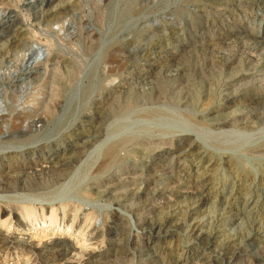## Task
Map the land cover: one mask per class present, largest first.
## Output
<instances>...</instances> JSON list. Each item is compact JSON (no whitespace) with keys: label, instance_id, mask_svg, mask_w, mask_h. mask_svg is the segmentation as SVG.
I'll return each mask as SVG.
<instances>
[{"label":"rangeland","instance_id":"obj_1","mask_svg":"<svg viewBox=\"0 0 264 264\" xmlns=\"http://www.w3.org/2000/svg\"><path fill=\"white\" fill-rule=\"evenodd\" d=\"M2 8L0 264H264V0Z\"/></svg>","mask_w":264,"mask_h":264},{"label":"bare ground","instance_id":"obj_2","mask_svg":"<svg viewBox=\"0 0 264 264\" xmlns=\"http://www.w3.org/2000/svg\"><path fill=\"white\" fill-rule=\"evenodd\" d=\"M68 6V5H67ZM1 11H5L6 9L5 8H2V9H0ZM62 14H66L65 12H64V10H56V11H53V12H51L50 14H49V16H57V15H62ZM48 17V16H47ZM68 18V17H67ZM59 19V18H58ZM60 29V28H59ZM62 29V28H61ZM20 36V34H17V36H16V40H18L19 41V39H23V38H25V37H19ZM34 48V49H33ZM38 52V50H37V47L35 46V43H32V44H30V45H28V47L24 50V52H23V54H22V56L18 59V61H17V59H15V63H12L13 61L10 59V64H12L13 65V68H14V70L18 67V64L20 63V64H24L28 59H31L33 56H34V54H33V52ZM46 58V57H45ZM150 60V59H149ZM42 62V61H41ZM8 67V66H7ZM13 70V71H14ZM1 71V70H0ZM18 72V71H17ZM1 73H2V71H1ZM11 73V72H10ZM203 82V81H202ZM33 84V83H32ZM34 88V87H33ZM29 90V89H28ZM56 90H57V88H56ZM57 92V91H56ZM55 92V93H56ZM187 92V91H186ZM21 95V94H20ZM57 95H59V89H58V93H57ZM19 97V96H18ZM36 97V96H35ZM3 99V97H2V95H1V93H0V102H1V100ZM171 99V98H170ZM169 99V100H170ZM55 100V99H54ZM169 100H168V102H169ZM190 100H192V99H190ZM23 101V100H22ZM58 101V100H57ZM191 102V101H190ZM187 103V102H186ZM169 104H170V102H169ZM5 106V105H4ZM20 106V105H19ZM164 106V105H163ZM10 107V106H9ZM171 107V106H170ZM174 107V106H173ZM178 107V106H177ZM180 108V107H179ZM188 111H189V109H188ZM1 113V112H0ZM2 115V114H1ZM0 115V119L1 118H6V116H1ZM45 115V114H44ZM246 115V114H245ZM18 116V115H17ZM239 118V117H238ZM13 119H17V118H12L11 120H13ZM23 120V119H22ZM20 121V120H19ZM18 123V122H17ZM19 124V123H18ZM22 124H23V122H22ZM7 126V124H0V131H2L3 130V132H8V133H10V131L9 130H7L5 127ZM20 126V125H19ZM26 126V125H25ZM28 126V125H27ZM114 126V125H113ZM19 128H21V126L19 127ZM19 128H18V130H19ZM6 130V131H5ZM216 130V129H215ZM218 130V129H217ZM216 130V131H217ZM224 130V129H223ZM77 131V130H76ZM15 134V133H14ZM13 135V134H12ZM188 139V138H187ZM22 140V139H21ZM108 140V139H107ZM102 142V141H101ZM55 143V142H54ZM100 144V143H99ZM23 146V145H22ZM103 146V145H102ZM133 146V145H132ZM100 147H101V145H100ZM161 151H163L164 153H169V152H172L174 149L173 148H171V147H163V148H159ZM115 151H116V148H115V144L112 146V147H110L107 151H106V155H107V158L108 159H111L113 156H114V154H115ZM71 156V155H70ZM192 158V157H191ZM53 163V162H52ZM55 163H57L55 166H56V168H55V172H52L51 174H47V176L45 175V176H42L39 180H35V182H28V183H23L21 186H20V188H23V189H33V190H40V189H45V187H47L48 185H50V184H52L53 183V181H55V179H57V177L58 176H60L61 174H64L65 172L64 171H66V169L68 168V163H66V162H64L63 160L62 161H57V162H55ZM54 163V164H55ZM118 165H120V164H118ZM53 171V170H52ZM159 172V171H158ZM38 173V172H37ZM37 178V177H36ZM68 179V178H67ZM4 182V181H3ZM14 187L15 186H17V184L15 183L14 185H13ZM2 190H3V188H2ZM201 196V195H200ZM54 214V213H53ZM234 217V216H233ZM161 228H163V226H158V230L159 229H161ZM199 235V234H198ZM202 237H204V236H202ZM207 238H209V237H206V239ZM9 239V238H8ZM24 242V241H23ZM56 244V243H55ZM60 244V243H59ZM58 246V245H57ZM62 248V247H61ZM59 251V250H58ZM252 251V250H251ZM66 254V253H65ZM64 254V255H65Z\"/></svg>","mask_w":264,"mask_h":264}]
</instances>
